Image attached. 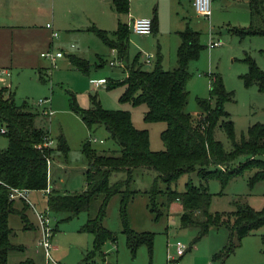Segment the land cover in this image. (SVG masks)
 I'll return each mask as SVG.
<instances>
[{"label":"rangeland","instance_id":"374dc122","mask_svg":"<svg viewBox=\"0 0 264 264\" xmlns=\"http://www.w3.org/2000/svg\"><path fill=\"white\" fill-rule=\"evenodd\" d=\"M247 3L248 0H211L213 13L208 18L199 16L190 0H180L176 14L172 12L171 24L164 25L163 32L159 31L158 35L151 32L146 36L131 32L129 36L130 61L138 55L137 63L144 69H151L153 63L146 64L144 54H151L155 59L159 48L164 57V68L168 70L176 65L178 37L175 30L188 28L199 32L202 48L198 57L188 64L190 77L186 83L188 97L185 111L198 120L200 117L198 99H210L214 105L216 100L211 98L210 83L215 76H220L225 90L232 94L231 99L223 103V107L228 113V119L233 123L236 140L241 138L250 125L255 123L264 125V87L260 88L258 83L245 85L242 78L249 71L248 57L264 71V35L240 34L241 30H246L249 26ZM172 28L178 29L170 32ZM58 33L57 41L64 38L62 32ZM210 37L220 40L221 44L213 48L207 47ZM108 53L101 56L102 65L96 69L92 68L90 74L70 70L63 56L54 63L45 59V63L52 67L51 75L47 78H39L38 73L23 74L19 77L14 74L12 77L0 75V88L10 87L12 92H15L14 99L18 105L26 102L28 108H38L41 112L42 107L37 105L38 99L47 96L50 100L53 113L47 117L49 118L47 122L42 118L36 122L49 129L53 140L52 146H56L59 134H63L67 141L69 148L67 156L57 151L53 155L55 160L67 162L65 166L67 170L59 173L62 175L61 178L53 174L58 190L62 193H73L84 188L87 161L81 151V143L85 139L102 153L117 152L120 149L103 125H97L90 130L85 126L80 116L70 108L71 94L83 108L90 106L89 93L95 92L104 108L129 111L134 127L148 131L149 148L153 151L164 148L160 133L165 123L144 121L143 116L147 109L145 104L132 105L130 102L119 101L125 85L118 83L107 88L106 80L113 83L125 76L117 65H109ZM91 61L93 63V59ZM100 76L105 77L104 84L96 85L91 81L92 78L100 79ZM215 137L226 149L230 148V140L223 130L216 128ZM6 146L7 139L0 133V148ZM251 174L252 172H245L243 175L233 177L224 186L218 179H209L205 182L200 180L196 173L182 174L171 184V188L181 192L188 180L196 186H205L211 195L209 210L222 214L224 219L231 223L233 218L230 214L238 205H248L254 210H259L264 205V181L251 184L249 181ZM131 175L128 188L132 193L129 199L123 203L125 195L122 192L115 193L108 199L102 227L110 231L112 237L105 239L98 249L94 248L93 234L81 232L80 227L89 217L95 215L101 195L93 199L89 211L63 221L60 219L65 214L54 213L47 208V193L41 190L33 191L28 196L29 201L38 212L48 213L49 226L52 230L50 256L45 255L42 246H36L40 237L39 222L30 204L24 200L29 206L26 210L29 221L27 224H37L38 228L24 229L20 217L16 214L10 215V240L14 244L24 246V250L9 252L8 261L14 263L29 256L35 264H264V223L253 233L242 237L239 243L234 238L236 248L225 258H221L217 253L227 245L229 238V231L225 226L211 227L207 234L197 239V227L181 226L178 202H173L168 210L161 207L162 214L156 217V213L149 207L151 203L149 193L155 184L159 190L165 189V184L159 179L155 182L156 172L144 167L134 168ZM126 177L125 171H114L110 173L109 181L113 184ZM162 200L161 195L155 197L157 204ZM15 202L17 205L21 204L20 200ZM125 226L137 234L150 233L151 248L141 243L132 250L127 244ZM177 241L186 246V251L181 256L176 254Z\"/></svg>","mask_w":264,"mask_h":264},{"label":"trees","instance_id":"16d2710c","mask_svg":"<svg viewBox=\"0 0 264 264\" xmlns=\"http://www.w3.org/2000/svg\"><path fill=\"white\" fill-rule=\"evenodd\" d=\"M128 4L129 0H111L112 8L120 13H127ZM248 7L250 23L240 34L264 35V0H249ZM151 21L152 32H156L155 13ZM89 30L109 49L115 50L116 58L125 65L124 78L107 84V88L118 83L125 85L119 101L130 102L132 105L145 104L147 109L144 121L165 123L160 133L164 148L158 151L149 148L148 131L134 127L129 111L104 108L95 92L89 93L90 106L83 108L71 94L70 108L80 116L85 126L90 130L103 125L120 149L117 152L102 153L85 139L81 143V151L87 161L84 188L73 193L50 190L46 194L47 208L54 213L65 214L60 220H71L81 212L89 211L93 199L101 195L95 215L80 227L81 232L93 234L94 248L98 249L105 239L112 237L111 232L102 227L109 197L122 192L125 195L122 202L125 203L132 193L128 188L132 170L144 167L156 172L155 182L159 179L166 186L159 190L155 184L149 193V207L156 213V217L162 214L161 207L168 210L173 202H178L181 226L197 227V239L207 234L211 227L225 226L229 231L228 243L217 253V256L225 258L234 251L242 237L253 233L264 223V205L259 210L248 205H238L230 214L233 220L229 223L222 214L209 210L211 195L205 186H196L188 180L184 190L178 192L171 188V184L182 174L191 173H196L205 182L218 179L222 186L245 172H252L249 176L251 184L264 181V125L252 124L239 140L235 139L233 123L223 107V103L230 100L232 94L225 90L220 76H215L210 83V95L215 98V104L212 105L207 98L198 99V120L185 111L188 97L186 83L190 77L188 64L198 57L202 48L199 32L186 28L178 33L180 43L176 50V65L166 70L162 67L159 52L151 69H144L137 63L138 55L129 62L127 25L119 23L112 32L94 26ZM68 59L83 74H88L94 68L79 55L70 54ZM247 59L249 71L242 76L245 85L258 83L260 88L264 87V71L251 58ZM97 64L95 67L102 65V59ZM36 121L37 114L27 107L26 102L16 104L14 94L6 87L0 88V126L7 139V146L0 148V264H35L30 257L14 263L8 261L9 252L24 250V246L10 240V215L20 217L22 228H30L26 215L29 206L24 200H20L21 204L17 205L15 199H10L8 187L46 189L54 152L63 156L68 153V144L63 134L57 136L56 146H46L47 140L52 139L49 129L38 125ZM216 128L223 130L230 140L229 149L216 139ZM114 171H125L126 179L110 184L109 176ZM123 188L126 190L122 191ZM157 195L163 199L159 205L155 203ZM124 224L127 225L126 221ZM125 233L127 244L132 250L141 243L151 248L150 233L137 234L127 226ZM234 238L238 240L237 243Z\"/></svg>","mask_w":264,"mask_h":264},{"label":"crops","instance_id":"0c3cea01","mask_svg":"<svg viewBox=\"0 0 264 264\" xmlns=\"http://www.w3.org/2000/svg\"><path fill=\"white\" fill-rule=\"evenodd\" d=\"M190 2L192 5V0ZM179 4L180 0H129L127 13H120L112 8L111 0H0V75L12 77L14 74L19 77L23 74L35 75L38 73L39 78H47L48 75H51L52 67L45 63L46 58L40 54L49 49L61 51L63 55L57 57L55 61L64 56L67 68L76 71L79 70L75 69L68 59L70 54H76L87 59L96 69L98 68L95 67L98 65V60L96 61V59H101V56L109 52V65H117L122 73L126 75L125 65L116 58L115 50L109 49L89 30L90 27L94 26L106 31L111 29L108 32H112L116 30L119 23H122L128 26L130 36L131 32H133L131 30L133 19L139 17L152 18L155 13L157 18L156 33L158 35L159 31L163 32L164 25L169 26L171 24L172 12L176 14ZM212 13L213 10L211 9L210 15ZM47 24H51V28L46 27ZM173 29L178 28H172L169 31L171 32ZM53 31L57 32V36L53 37L51 35ZM58 31L64 35V38L59 41H57L59 37ZM180 31L182 30H175V34L178 37L177 47L180 43L178 34ZM64 45L66 48L63 49ZM157 49L156 55L161 52L159 48ZM161 57V64L164 68V57L162 54ZM153 58L154 56L152 57V63L155 60ZM92 59L93 63H91ZM110 61L114 63L110 64ZM131 61L129 59V62ZM88 74H90V71ZM103 77L100 76L99 78ZM106 81L107 84L112 83V81ZM3 87L12 92L10 87ZM12 93L14 94L15 92ZM43 98L48 97L45 96ZM48 105L52 110L50 101ZM32 111L37 114V119L42 118L45 122L49 119L38 108L32 109ZM66 164L67 162L55 160L52 156L48 174L49 191L59 189L53 174H57L61 178L62 175L59 173L67 170ZM59 177L58 179H60ZM33 191L35 190H29V196ZM29 227L37 230L38 225L30 224Z\"/></svg>","mask_w":264,"mask_h":264},{"label":"built area","instance_id":"2783aa9c","mask_svg":"<svg viewBox=\"0 0 264 264\" xmlns=\"http://www.w3.org/2000/svg\"><path fill=\"white\" fill-rule=\"evenodd\" d=\"M192 5L194 7V10L197 14L201 16H209L211 12V0H192ZM46 27L51 28V24H47ZM131 30L138 34V35H148L152 32V21L151 18L147 17H139L135 18L131 22ZM53 37L57 36V32L53 31L51 33ZM221 44L220 40H214V39H209L207 43V47L212 48L215 46H218ZM42 57L48 59L51 63H54L55 59L57 57L62 56L61 51H53L52 49L46 50L41 52L40 54ZM152 55L151 54H144V62L146 64L152 63ZM113 61H110V64H113ZM4 72V71H3ZM8 74V73H7ZM94 84L96 85H101L104 84V79H92L91 80ZM49 99L48 98H40L37 101V105L41 106V113L47 117H49L53 111L51 110L49 104ZM1 133L4 132V129L1 128L0 130ZM95 141V139H94ZM53 143L52 139H48L46 142V146H51ZM9 188V198L10 199H15V200H25L27 201L31 208L34 210V213L37 216L38 222H39V229H40V237L37 241L36 246L41 247L44 249L45 255L50 256V249H51V244H50V237L52 235V230L50 229L49 226V219H48V213L47 212H38L34 205L29 201V190L25 188H17V187H8ZM45 193L49 192V187L47 186L46 189L43 190ZM176 247V254L178 256H181L185 253L186 251V246L177 241L175 243Z\"/></svg>","mask_w":264,"mask_h":264}]
</instances>
